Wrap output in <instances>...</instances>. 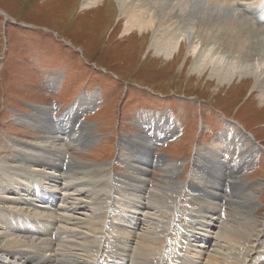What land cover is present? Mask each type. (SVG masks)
I'll return each mask as SVG.
<instances>
[{
    "label": "rangeland",
    "instance_id": "obj_1",
    "mask_svg": "<svg viewBox=\"0 0 264 264\" xmlns=\"http://www.w3.org/2000/svg\"><path fill=\"white\" fill-rule=\"evenodd\" d=\"M115 1L88 10L84 0H0V159H19L9 165L24 162L39 169L38 162L45 156L58 160L56 164L69 172L85 166L68 160L63 164L52 153L29 156L34 149L30 147L42 146L86 165L104 166L114 185L118 179L130 182L132 175L146 178L150 189L175 188V182H181L185 193L223 202L227 209L244 205L236 193L249 194L264 217V102L254 77L241 75L253 62L260 71L261 58L248 63L225 51L219 53V43L202 37L211 39L212 31L192 26L184 16L187 10H177L183 15L170 27L175 39L181 38L180 47L165 57L151 47L153 28L125 32L126 18ZM232 2L240 14L264 27L260 23L264 0ZM204 50L209 54L206 61L214 57L221 65L235 67L240 76L220 84L212 74L213 66L204 69L199 60ZM231 125L244 128L250 139L243 140ZM171 130L177 131L173 137H169ZM233 140L238 152L243 144L260 150L252 153L247 169L238 170L240 158L236 165L224 157L231 169L220 166L222 148ZM22 146L29 147L27 153L19 152ZM166 160L178 163L170 167L172 172L164 170ZM224 175L244 185H226ZM26 180L22 195L37 200ZM2 189L0 185V205L6 203L9 217L14 216L18 226L12 230L0 209L1 232L31 241L38 233L46 238H52L54 231L60 233L57 225L52 226L53 232L40 230L39 220L36 232L32 225L26 226L24 207L6 201ZM173 198L168 199L169 205ZM181 204L185 213H206L189 202ZM59 241L60 236L52 239L53 246ZM114 252L112 247L101 248L109 260ZM177 254L173 252L171 263Z\"/></svg>",
    "mask_w": 264,
    "mask_h": 264
},
{
    "label": "bare ground",
    "instance_id": "obj_2",
    "mask_svg": "<svg viewBox=\"0 0 264 264\" xmlns=\"http://www.w3.org/2000/svg\"><path fill=\"white\" fill-rule=\"evenodd\" d=\"M105 2L84 0L83 7L91 10L103 6ZM115 3L120 15L126 18L125 32L130 33L134 28L140 31L153 28L151 47L165 57H171L180 47L181 38L175 39L170 27L176 23L174 19L178 20L187 10L184 16H188L189 23L193 22L192 26L212 31L214 37L211 39L204 35L202 37L205 42L219 43V53L225 51L232 57L236 55L240 62H253L260 57L264 63V27L240 14L232 0H116ZM177 10L184 12L180 14ZM208 55L204 50L199 60H202L204 69L213 66L212 74L220 84L232 82V79L240 76L235 67L221 65L214 57L206 61ZM248 65L245 68L249 70L244 68L246 71H242L241 75L254 77V86L259 88L264 102V64L260 71L254 62ZM231 126L243 140L250 139L244 129ZM171 132L169 137H173L177 131ZM147 147L150 148V145L145 144ZM30 148L35 149L29 155L34 158H39L42 152L52 153L60 161L63 160L62 163L68 160L85 166L78 168V165L77 170L69 172L56 164L58 160L45 156L38 162L39 169L21 161L20 166L9 165L19 159H0V170L6 174L0 177L2 197L6 195V201L24 207L26 226L32 225V230L36 232L38 227L35 221L39 220L42 231L53 232L51 229L54 225L60 230V233L54 231L56 233H52V238L38 233L40 236L33 241L0 231L2 264H264V217L259 216L257 205L249 194L236 193V198L244 205L227 209L223 202L185 193L181 182H175V188L165 190L164 186H153L150 189L146 178L132 175V183L118 179L115 181L117 185H114L111 172L106 173L102 169L104 166H87L85 162L42 146ZM28 149L22 146L18 150L27 153ZM218 149V152L221 151V148ZM222 151L220 166L222 164L225 169H231L224 157L236 165L240 158L238 170H242L252 165V153L260 150L256 145L246 147L243 144V149L238 152L233 140ZM177 165L166 160L163 168L172 172L170 167ZM41 166L51 169L45 171ZM224 176L226 185H244L239 179L230 181L229 175ZM167 178L171 179L172 175ZM26 179L33 187L32 192L38 194L37 200L22 195ZM172 195L174 202L169 205L168 199ZM182 201L191 203L192 207H201L206 213L201 216L185 213ZM0 209L3 220L14 230L18 221L14 216L9 217L5 202L2 201ZM16 214L14 212L13 215ZM187 218L190 219L188 224L185 222ZM59 236L60 241L54 247L52 239L58 240ZM111 247L116 252L108 257L109 260L101 253V248ZM174 251L178 254L171 263ZM180 251L184 252L181 254Z\"/></svg>",
    "mask_w": 264,
    "mask_h": 264
}]
</instances>
